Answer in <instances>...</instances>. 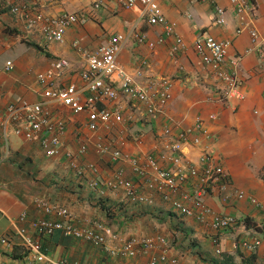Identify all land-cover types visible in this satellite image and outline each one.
<instances>
[{
  "label": "crops",
  "instance_id": "1",
  "mask_svg": "<svg viewBox=\"0 0 264 264\" xmlns=\"http://www.w3.org/2000/svg\"><path fill=\"white\" fill-rule=\"evenodd\" d=\"M13 1L57 15L87 7L95 0ZM217 2L230 7L229 0ZM256 4L257 27L264 33V0H256ZM160 7L165 17L175 24V34L183 40L185 48L172 56L169 50L175 42L174 37L164 38L154 48L129 40L118 61L136 81L160 77L172 79V99L165 117L145 125L141 145L125 143L122 150L134 154L152 149L157 142L156 134L164 124L175 121L180 128H188L200 117L215 134L216 151L235 186L264 205V110H260L264 102V69L259 66L256 54L248 51L251 46L249 34L242 32L234 36L236 23L230 10L225 25L213 24V9L207 0H164ZM137 16L136 9H123L113 1H105L97 20L69 26L62 42H46L38 28L27 29L23 20L12 15L0 0V264H57L62 257L83 264H149L151 256L159 253L137 249L134 256L112 255L98 245L64 236L57 230L43 240L44 253L52 262L36 261L27 254L17 229L25 228L35 239L30 227L32 220L42 217L60 220L54 213L43 211L39 205L42 201L65 207L76 226L88 227L96 221L111 227L115 236L106 242L109 249H119L131 235L162 234L170 242L166 248L167 256L176 258L181 264H218L224 253L233 255L236 263H241L244 257L250 258L251 264H264V211L248 200L224 202L216 192L206 197L212 209L238 219L236 226L221 233L220 243L214 245L210 240L212 230L191 218L180 220L154 190H146L150 195L144 203H127L123 189L113 183L107 157L99 155L95 149L90 148L79 161L95 170L79 177L67 166L63 156L48 157L37 143L26 141L11 130L6 132L2 126L1 118L8 102L21 97L30 101L39 99L36 74L52 66L57 58H66L71 63L61 77V84L79 82L78 75L86 68V61L80 49L74 46L75 41L81 49L92 50L105 43L110 34L124 32ZM162 30L160 25L147 23L140 28L153 41ZM202 33L232 40L228 54L229 57L241 56L238 75L242 80L243 99L221 96L220 83L208 67L198 63L192 43ZM143 60L148 61V66ZM7 61L12 66L9 70L5 69ZM57 111L66 120L63 144L75 149L76 134L88 133L84 125L86 116L65 107H58ZM210 114H216L217 118L210 120ZM187 150L191 157L198 154L194 146ZM97 176L100 185L93 188L89 182ZM125 177L133 178L128 165H125ZM21 213H24L23 217H20ZM242 238H258L260 244L253 249L243 248L238 244Z\"/></svg>",
  "mask_w": 264,
  "mask_h": 264
},
{
  "label": "built area",
  "instance_id": "2",
  "mask_svg": "<svg viewBox=\"0 0 264 264\" xmlns=\"http://www.w3.org/2000/svg\"><path fill=\"white\" fill-rule=\"evenodd\" d=\"M105 1H113L123 9H136L138 16L134 23L124 32L110 34L105 43L92 50L81 49L75 41L74 46L80 49L86 61V68L79 72V82L61 84V77L71 63L66 58H57L52 66L36 74L39 99L30 101L21 97L8 102L1 118L2 126L6 132L11 130L26 141L37 143L48 157L63 156L67 166L72 167L79 177H83L89 170H95L91 165L79 162L90 148L95 149L99 155L107 157L113 183L115 187L123 189L127 203H144L150 195H147L146 190H154L180 220L191 218L212 230L211 243L218 245L221 233L236 226L238 219L234 215L212 209L206 202L209 194L216 192L224 202L246 199L262 211L264 205L235 186L216 151V136L206 127L204 119L197 117L188 128H180L175 121L164 124L156 134L157 142L152 149L127 154L121 148L129 142L140 146L145 125L165 117L172 99V79L160 77L136 81L118 61L119 54L129 40L154 48L164 38L174 37L175 42L169 50L172 56L185 48L183 40L175 34V24L165 17L160 7V2L164 0H95L87 7L71 12L63 11L57 15L46 14L40 7L1 0L12 15L23 20L27 29L38 28L46 42L56 43L63 41L64 32L69 26L97 20ZM207 1L212 5L215 25H225L228 10L231 11L236 23L234 36L242 32L249 34L251 46L248 51L256 54L259 66L264 69V33L257 27L256 0H229V8L221 6L217 0ZM144 23L162 26V33L156 41L148 39L140 31ZM231 42L230 38L218 39L202 33L194 39L192 46L198 63L208 67L220 83L221 96L241 100L244 97L241 91L242 80L238 75L241 56L229 57ZM142 62L148 66L147 60ZM11 68L10 61H7L5 69ZM99 103L102 106H98ZM58 107L86 116L84 125L88 133L76 134L75 149L63 144L66 120L58 113ZM260 110H264V102ZM209 118L213 121L217 116L210 114ZM191 146L198 149L194 157L188 155L187 148ZM5 147L7 153V142ZM125 165L130 167L133 178L125 177ZM89 184L97 188L100 185L98 176ZM39 205L46 214L54 213L60 220L47 217L32 220L30 227L35 233V239L25 228L18 227L17 235L22 245L36 261L52 262L44 253L43 240L59 230L64 236L98 245L112 255L134 256L137 249L158 251L151 256L149 264H181L176 258L167 256L166 248L170 242L165 235H131L122 242L119 249H109L106 242L115 236L111 227L96 221L91 226L79 227L72 223L71 215L65 207L45 201ZM23 216L24 213H21L20 217ZM1 240L5 242V238ZM238 244L253 249L260 244V240L242 238ZM57 264L83 263L62 257Z\"/></svg>",
  "mask_w": 264,
  "mask_h": 264
},
{
  "label": "trees",
  "instance_id": "3",
  "mask_svg": "<svg viewBox=\"0 0 264 264\" xmlns=\"http://www.w3.org/2000/svg\"><path fill=\"white\" fill-rule=\"evenodd\" d=\"M30 44L36 48L38 47V45H36V44H32V43H30ZM247 220L248 219L246 218L245 222L248 224ZM218 264H251V259L250 258L246 259V258L242 257L241 263H236L234 261L233 255L228 254V253H224V254H222V257H221Z\"/></svg>",
  "mask_w": 264,
  "mask_h": 264
}]
</instances>
